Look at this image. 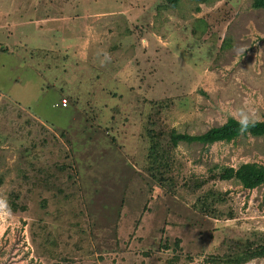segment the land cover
Wrapping results in <instances>:
<instances>
[{
    "label": "rangeland",
    "instance_id": "374dc122",
    "mask_svg": "<svg viewBox=\"0 0 264 264\" xmlns=\"http://www.w3.org/2000/svg\"><path fill=\"white\" fill-rule=\"evenodd\" d=\"M167 4L0 0L1 13L42 24L0 49V264H214L236 243L263 242L264 184L192 190L216 166L264 167V137L180 143L158 170L172 178L168 190L143 169V135L264 121V9ZM209 190L225 201L216 219L193 207ZM176 240L177 252L162 249Z\"/></svg>",
    "mask_w": 264,
    "mask_h": 264
},
{
    "label": "trees",
    "instance_id": "16d2710c",
    "mask_svg": "<svg viewBox=\"0 0 264 264\" xmlns=\"http://www.w3.org/2000/svg\"><path fill=\"white\" fill-rule=\"evenodd\" d=\"M179 0H167L168 8L175 9L177 7V2ZM198 5L208 4L213 0H193ZM251 7L254 10L264 9V0H252ZM196 12H198V8H196ZM203 33V32H201ZM225 47V43L221 45V49ZM60 99V107L61 100ZM67 101V100H66ZM92 118V115H89ZM145 134L143 138L147 137L149 148L148 155L144 165V170L148 173H151L152 179L154 181H158L161 183L162 180H166V183L163 184L167 187L168 190L175 187V184L172 182V178H164L163 173L158 172L160 169L168 168L171 165L170 159L168 156V151L174 150L180 143L183 144H200L205 148H208L216 143H230L231 141H235L239 136H251L253 138H263L264 137V121L262 122H250V123H242L233 118H228L227 121L217 127L210 128L204 134L198 136H191L185 133H177L174 130H171L167 136L163 139L162 134H154L151 130H145ZM65 134H62L64 137ZM78 162V160L76 161ZM126 166L132 170V165L128 161H123ZM64 168V167H62ZM153 171L157 173V178L153 174ZM46 179L39 180V183L44 184L46 187L49 184L50 176H46ZM209 181H218V182H234L241 186L244 190H253L264 184V167L255 164V163H247L242 164L238 168L234 169L232 167H220L217 166L211 168L209 170V177L202 180L194 182V189L192 192L196 190L202 189L203 185ZM190 183V182H189ZM128 185V183H126ZM162 186V184H160ZM189 185L184 183L182 187L189 188ZM196 205L193 206L194 209L204 214H211L212 219H216L221 216V212L216 208V205H220L224 203V197H222L219 192H211L210 190L203 194L201 197L195 200ZM13 210H16V205H11ZM231 214H227L230 217ZM223 216V215H222ZM245 243L241 246L239 243L235 244V249L230 250L222 258L215 257L213 258L214 264H245L254 259H262L264 258V240L263 242ZM262 241V240H261ZM162 249L171 248L173 251L177 252L180 250L179 241L176 240L175 243L171 246L167 243L161 246ZM173 260H177L175 257Z\"/></svg>",
    "mask_w": 264,
    "mask_h": 264
},
{
    "label": "crops",
    "instance_id": "0c3cea01",
    "mask_svg": "<svg viewBox=\"0 0 264 264\" xmlns=\"http://www.w3.org/2000/svg\"><path fill=\"white\" fill-rule=\"evenodd\" d=\"M1 15H4V17H2ZM11 15L12 16L9 17L7 15V13H1L0 12V37L3 39V40H0V49L1 50H3L1 47L2 43L4 42V44H6L8 42L10 36L12 37L13 31H15L16 34L21 38H23L26 35L32 36L34 38L36 33L38 31H41L40 29H38V26L42 27V24H40L41 20L38 22L37 20H35V18H33L31 20L25 21L23 18L19 17V15H17V14H15V15L11 14ZM30 23H33V24H30ZM42 31H49L51 33L53 32V31L46 30V29H42ZM59 31L62 32V30H60V29L56 30L55 32L59 33ZM7 32H8V34H7ZM4 35H5V37H4ZM23 42H24L23 39L17 41L16 42L17 46L15 48L20 47ZM59 46H61V45H59ZM42 47H43V45L40 46V48H42ZM16 50H18V49H16ZM62 50H63V47L61 49V53H62ZM63 58H65V61H66L67 56L63 54L62 59ZM46 69H48V68H46Z\"/></svg>",
    "mask_w": 264,
    "mask_h": 264
},
{
    "label": "built area",
    "instance_id": "2783aa9c",
    "mask_svg": "<svg viewBox=\"0 0 264 264\" xmlns=\"http://www.w3.org/2000/svg\"><path fill=\"white\" fill-rule=\"evenodd\" d=\"M66 105H67L66 99L61 100V106L66 107Z\"/></svg>",
    "mask_w": 264,
    "mask_h": 264
},
{
    "label": "clouds",
    "instance_id": "9594fccd",
    "mask_svg": "<svg viewBox=\"0 0 264 264\" xmlns=\"http://www.w3.org/2000/svg\"><path fill=\"white\" fill-rule=\"evenodd\" d=\"M3 206H4V202L0 200V208H2Z\"/></svg>",
    "mask_w": 264,
    "mask_h": 264
}]
</instances>
